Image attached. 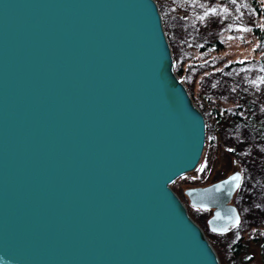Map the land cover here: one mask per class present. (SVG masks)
Segmentation results:
<instances>
[{
  "label": "water",
  "instance_id": "water-1",
  "mask_svg": "<svg viewBox=\"0 0 264 264\" xmlns=\"http://www.w3.org/2000/svg\"><path fill=\"white\" fill-rule=\"evenodd\" d=\"M205 126L156 0H0V264H220L171 187ZM240 181L184 194L225 233Z\"/></svg>",
  "mask_w": 264,
  "mask_h": 264
},
{
  "label": "rangeland",
  "instance_id": "rangeland-1",
  "mask_svg": "<svg viewBox=\"0 0 264 264\" xmlns=\"http://www.w3.org/2000/svg\"><path fill=\"white\" fill-rule=\"evenodd\" d=\"M227 1L212 2L207 9L206 16L210 18L217 17L218 11L224 9L218 22L209 19L211 25L207 30L197 25V28L189 27V31L187 28L178 27L185 41L175 42L176 47L181 50L178 57L184 58L180 65L182 73L176 72V74L186 87L188 86L193 102L204 115L206 126L204 147L196 167L171 183L172 189L186 205L189 215L202 226L218 255L220 264H233L228 249L234 239H238L240 235L247 237L249 231L257 228L264 230V150L251 144L248 132L244 128L235 127L228 131L226 127L216 122L212 109L218 108L222 114L230 112V109L237 105L236 89L228 85L221 86L218 81L205 78L211 71H217L229 62L249 60L245 67L235 70L231 75L236 77L248 93L258 101L257 112L264 114V65L251 61H264V49H260L258 40L250 29V26L255 24L264 26V20L255 17L248 0ZM228 6L230 8H227ZM163 12H161L162 19L165 16ZM167 15L168 23L172 22L171 16L174 14L167 13ZM173 29L175 27L172 26ZM191 35L193 38H189ZM213 35H217L223 47L219 50H201L199 44L204 38ZM169 43L173 54L175 43L170 40ZM173 58L174 70H176L177 56L173 54ZM204 88L210 95L207 96L208 99L199 97V93H203ZM234 170L241 172L240 185L244 189L240 192L239 185L236 193L239 192V204L245 218L231 227L228 232L215 234L206 224L211 209L191 206L184 189L208 184ZM248 254L252 259L247 262L246 259H237L238 264H262L257 246H250Z\"/></svg>",
  "mask_w": 264,
  "mask_h": 264
},
{
  "label": "trees",
  "instance_id": "trees-1",
  "mask_svg": "<svg viewBox=\"0 0 264 264\" xmlns=\"http://www.w3.org/2000/svg\"><path fill=\"white\" fill-rule=\"evenodd\" d=\"M216 1L217 0H156L159 10L161 12H165L163 24L165 31L168 34L169 40L173 44L177 41H185L183 34L178 27H183V29L187 28L189 31V27L197 28V25L198 27L207 30L211 25L209 19L218 22L224 9H220L218 11L216 14L217 17L210 18L206 16L207 9H209L212 2ZM248 5L250 6L256 18L260 17L262 20H264V0H248ZM227 8H230V6ZM167 13L174 14L171 16L172 22L170 23H172V25L168 23L169 19ZM172 26L173 28L175 27V29L172 30ZM250 29L256 36L260 49H264V26L255 24L250 26ZM189 38H193V36L191 35ZM199 46L201 50H219L223 47V43L217 37V35H213L209 38H204ZM173 48V54L177 56V68L175 72L181 74L182 67L180 65H182L184 58L178 57L181 50L176 47V43ZM248 61L249 60L229 62L221 69L217 71H211L206 75L205 78L215 80V82L218 81L221 86L228 85L236 89L237 95L235 99L237 101V105L230 109V112H227V114H222L218 108L212 109L216 122H218L219 125L226 127L228 131L232 130V128L234 129L235 127L244 128L248 132L251 144L254 147H259L261 150H264V114L257 112V106H259L258 101L248 93L246 88L238 81L236 77L231 75L235 70L237 71L238 69L245 67L249 63ZM251 61L262 63L264 65V61L262 60ZM207 96L210 95L207 89L204 88L203 93H199V97L202 99H208ZM243 189L244 188L241 186L239 191L241 192ZM239 200V192H237L235 201L242 213V221L245 218V215L243 209L240 207ZM238 237V239H234L235 241L231 242L228 249L233 264H238L237 259H246L245 262L252 259V256L248 254L249 248L252 245L259 248V259L262 264H264V230L257 228L254 231H249L247 237L243 235Z\"/></svg>",
  "mask_w": 264,
  "mask_h": 264
},
{
  "label": "flooded vegetation",
  "instance_id": "flooded-vegetation-1",
  "mask_svg": "<svg viewBox=\"0 0 264 264\" xmlns=\"http://www.w3.org/2000/svg\"><path fill=\"white\" fill-rule=\"evenodd\" d=\"M241 183V182H240ZM236 196V195H235ZM235 196H233V198H232V202L234 203V205L236 206V208H237V210H238V213H239V217H240V219H239V222L241 221V219H242V213H241V211H240V209L238 208V205L236 204V201H235ZM194 220V219H193ZM195 221V220H194ZM199 226H200V224L197 222V221H195ZM206 224H207V221H206ZM201 228H202V226H200ZM207 227H208V225H207ZM209 229V228H208ZM202 230H203V228H202ZM210 230V229H209ZM204 231V230H203ZM210 231H212V230H210ZM215 234H223V233H218V232H215V231H213ZM228 232V231H227ZM205 233V232H204ZM226 233V232H225ZM206 235V234H205ZM207 237V236H206Z\"/></svg>",
  "mask_w": 264,
  "mask_h": 264
}]
</instances>
